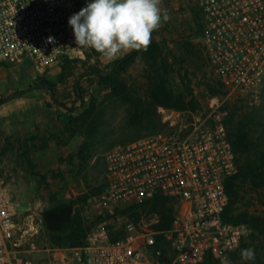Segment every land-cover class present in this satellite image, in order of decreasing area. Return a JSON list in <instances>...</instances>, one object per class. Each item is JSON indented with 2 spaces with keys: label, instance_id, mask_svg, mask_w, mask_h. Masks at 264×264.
Masks as SVG:
<instances>
[{
  "label": "rangeland",
  "instance_id": "rangeland-1",
  "mask_svg": "<svg viewBox=\"0 0 264 264\" xmlns=\"http://www.w3.org/2000/svg\"><path fill=\"white\" fill-rule=\"evenodd\" d=\"M201 2L162 0L170 19L153 32L149 48L118 75L114 63L129 52L109 61L93 50L48 68L31 62L0 64V192L13 203L21 239L36 242L41 250L72 246L67 235L53 234L43 220L45 213L70 205L87 234L104 222L120 233L128 222L140 220L157 231L161 214L154 203L113 213L100 208L106 154L142 137L187 133L208 114L214 97L227 113L230 138L245 130L264 142V90L258 99L248 100L218 85L202 41ZM157 79L188 107L161 103L155 97ZM207 85L218 93L211 95ZM195 98L198 107L193 109ZM256 209L263 211L259 205ZM239 223L251 230L248 220ZM158 242L166 252L164 240ZM245 248L219 264H243Z\"/></svg>",
  "mask_w": 264,
  "mask_h": 264
},
{
  "label": "built area",
  "instance_id": "built-area-1",
  "mask_svg": "<svg viewBox=\"0 0 264 264\" xmlns=\"http://www.w3.org/2000/svg\"><path fill=\"white\" fill-rule=\"evenodd\" d=\"M90 2L0 0V64L31 62L48 68L93 51L75 48L68 23ZM201 8L202 41L218 82L229 95L258 99L264 90V0H202ZM209 106L187 133L143 137L112 147L105 157L100 208L113 213L168 198L178 203L170 229L156 231L140 220L115 233L111 222H104L87 234L83 245L41 250L18 236L13 203L0 192V264H204L209 257L228 259L251 230L224 219L226 187L239 169L227 113L217 97ZM241 226L249 230L247 237L240 235Z\"/></svg>",
  "mask_w": 264,
  "mask_h": 264
},
{
  "label": "trees",
  "instance_id": "trees-1",
  "mask_svg": "<svg viewBox=\"0 0 264 264\" xmlns=\"http://www.w3.org/2000/svg\"><path fill=\"white\" fill-rule=\"evenodd\" d=\"M139 54L140 51L133 50L117 60L114 63L115 73L120 74L125 72L136 61ZM155 82L157 83L155 86V97H158L162 101L161 103H165L167 106L172 105L173 108L180 110H185L188 107V104L181 99V96H173L169 92L170 90H167L168 85H166V82L158 79ZM218 85L222 87L220 82ZM206 88L211 95L218 93L215 86L207 85ZM197 104L198 99L195 98L191 101L193 109L198 107ZM229 139L233 146L239 170L238 174L228 182L226 187L229 202L224 213V219L227 222L236 224H242L239 223L240 220L249 221L251 235L247 241L241 244L240 248H253L255 251V259L252 261H244L243 264H264V142L260 138L256 139L254 136L246 134L245 130L244 132L242 130L237 131L232 138L229 136ZM103 188L100 193L103 191ZM248 194L254 195V198L248 200ZM149 203H154L155 211L161 214L160 223L156 227L157 231L170 229L177 203L164 197H156L146 202V205ZM258 205L263 208V211L256 209ZM53 234L58 236L67 235L72 245L69 247H77L84 244V240L87 237V230H84L78 224V221L73 218L70 224L65 225L63 231ZM158 238L161 239L162 237L159 236ZM56 243L57 246H64V244L58 243V241ZM219 263V260L209 257L204 264Z\"/></svg>",
  "mask_w": 264,
  "mask_h": 264
},
{
  "label": "clouds",
  "instance_id": "clouds-1",
  "mask_svg": "<svg viewBox=\"0 0 264 264\" xmlns=\"http://www.w3.org/2000/svg\"><path fill=\"white\" fill-rule=\"evenodd\" d=\"M161 3L162 0H91L68 20L75 48L92 49L109 61L122 52L146 51L153 32L170 19ZM48 42H54V38L49 37ZM240 235L247 237L249 230L241 226ZM241 258L254 260V249H242Z\"/></svg>",
  "mask_w": 264,
  "mask_h": 264
},
{
  "label": "water",
  "instance_id": "water-1",
  "mask_svg": "<svg viewBox=\"0 0 264 264\" xmlns=\"http://www.w3.org/2000/svg\"><path fill=\"white\" fill-rule=\"evenodd\" d=\"M73 214L74 207L70 205L45 213L43 220L50 232L58 233L63 231L65 225L72 222Z\"/></svg>",
  "mask_w": 264,
  "mask_h": 264
},
{
  "label": "flooded vegetation",
  "instance_id": "flooded-vegetation-1",
  "mask_svg": "<svg viewBox=\"0 0 264 264\" xmlns=\"http://www.w3.org/2000/svg\"><path fill=\"white\" fill-rule=\"evenodd\" d=\"M59 209V208H58Z\"/></svg>",
  "mask_w": 264,
  "mask_h": 264
}]
</instances>
